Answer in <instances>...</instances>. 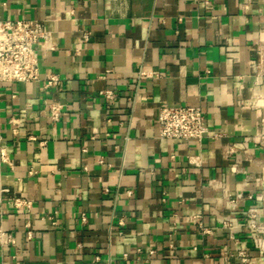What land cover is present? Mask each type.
Masks as SVG:
<instances>
[{
  "label": "crops",
  "instance_id": "0c3cea01",
  "mask_svg": "<svg viewBox=\"0 0 264 264\" xmlns=\"http://www.w3.org/2000/svg\"><path fill=\"white\" fill-rule=\"evenodd\" d=\"M35 19L40 81L0 82V264H264V0H0ZM185 104L209 135L161 138Z\"/></svg>",
  "mask_w": 264,
  "mask_h": 264
},
{
  "label": "built area",
  "instance_id": "2783aa9c",
  "mask_svg": "<svg viewBox=\"0 0 264 264\" xmlns=\"http://www.w3.org/2000/svg\"><path fill=\"white\" fill-rule=\"evenodd\" d=\"M48 35L44 22L37 19L0 21V82L27 83L40 81L38 52L39 48L48 39ZM58 82L56 76H51L45 86L48 87ZM103 93L108 99H112L116 95L113 90H105ZM62 110L63 105L56 103H50L45 109L53 122L60 119ZM158 126L159 136L166 139L201 141L209 135V128L201 106L185 104L163 107L159 112ZM234 151L235 149L230 146L227 148L226 153L232 154ZM0 163L13 164L7 148L1 144ZM1 191H4V189ZM13 203L16 207L30 206V201L21 197L15 198ZM49 218L53 226L58 223L54 216ZM249 218V225L254 227L256 214L253 210L249 212ZM83 219L86 220L85 216H83ZM223 226L231 232L236 224L230 219H225L223 220ZM27 233L31 238L32 232L28 230ZM231 236L233 237L232 233ZM15 242L14 235L5 231L0 225V245L15 244ZM236 256L243 264H258L245 249L238 250Z\"/></svg>",
  "mask_w": 264,
  "mask_h": 264
}]
</instances>
